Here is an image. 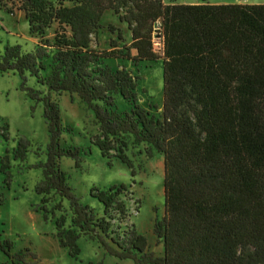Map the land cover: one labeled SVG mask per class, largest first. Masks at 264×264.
<instances>
[{
    "label": "trees",
    "instance_id": "16d2710c",
    "mask_svg": "<svg viewBox=\"0 0 264 264\" xmlns=\"http://www.w3.org/2000/svg\"><path fill=\"white\" fill-rule=\"evenodd\" d=\"M29 30L40 35L35 49L7 45L0 71H14L20 88L43 102L49 143L44 179L37 192L58 193L69 202L71 224L55 219L56 237L72 257L88 236L120 260L136 264H264V3H167L165 0H20ZM113 10L131 31V42L110 49L92 46ZM58 23L54 40L44 37ZM123 39L120 28L108 25ZM158 36L161 48L155 46ZM46 58H51L47 64ZM163 60V111L157 117L137 103V76L105 59ZM51 72L42 76L41 71ZM50 92L77 94L93 110L99 133L91 138L109 162L113 155L132 169L125 134L163 154L164 215L154 226L164 253L148 252V239L133 228L118 232L129 216L121 194L125 183L92 186L89 193L103 215L80 201L58 164L69 156L80 166L78 149H63L59 105L51 95L28 85L29 78ZM133 104L118 111L116 96ZM21 142L15 157L26 156ZM116 150V154L112 153ZM4 156L2 169L8 168ZM6 182L8 180L6 179ZM46 196L43 218L49 220ZM62 208L58 203L50 214ZM13 240L0 232V249L12 264H37L29 247L12 254ZM30 256V259L26 257ZM29 260V261H28ZM80 264H94L93 261ZM98 264H103L102 261Z\"/></svg>",
    "mask_w": 264,
    "mask_h": 264
},
{
    "label": "rangeland",
    "instance_id": "374dc122",
    "mask_svg": "<svg viewBox=\"0 0 264 264\" xmlns=\"http://www.w3.org/2000/svg\"><path fill=\"white\" fill-rule=\"evenodd\" d=\"M56 1V0H52ZM167 3H264V0H165ZM20 0H0V54L7 45H21L26 51L35 49L40 35L29 30L25 13L20 9ZM103 27L93 36L92 46L99 50L110 49V42L116 39L118 48L131 42V31L127 23L119 20L113 10L105 12ZM113 24L122 31L123 39H118L117 32H111L108 25ZM58 23L47 28L44 34L51 42L54 40ZM156 49L161 48L160 38H154ZM49 64L51 58H46ZM104 64L112 68L125 66L137 76V103L159 117L163 111V60L142 61L110 58ZM48 67L42 70V76L50 74ZM20 77L14 71H0V232L13 240L12 254L25 253L29 247L39 262L37 264H80L102 261L103 264H136L131 259L120 260L107 254L106 250L88 236L79 239L81 254L78 259L72 257L67 248L61 247L56 237L55 219L66 217L65 227L71 224L72 211L69 202L58 193L40 194L37 187L44 179L43 164L47 159L49 143L48 121L44 116L43 102L35 101L20 88ZM29 86L48 94V86L30 77ZM51 98L61 110L64 130L61 135V147L65 150L78 149L80 166L69 156L58 160L59 167L66 172L68 183L80 197V201L95 209L98 216L103 215L101 203L89 193L92 186L108 188L113 184L125 183L127 188L121 194L128 208V218L115 229L118 232L129 231L133 226L144 234L149 243L148 252L157 256L164 253L163 242L154 233L157 220L164 215V160L163 154L156 151L147 142L135 140L125 134L127 145L125 153L134 164L132 169L113 155L111 161L102 156L100 149L91 142L99 133L100 123L95 113L75 93L50 92ZM115 106L118 111H129L133 104L116 96ZM21 142L26 143L24 158L15 157ZM116 154V150H112ZM8 156L9 167L2 169L4 156ZM6 179L8 182H6ZM46 196L49 220L45 221L41 199ZM62 204L55 215L50 214L54 206ZM27 259L30 256L27 255ZM29 261V260H28ZM0 264H12V259L0 249Z\"/></svg>",
    "mask_w": 264,
    "mask_h": 264
}]
</instances>
